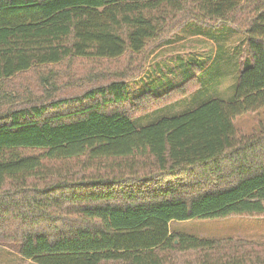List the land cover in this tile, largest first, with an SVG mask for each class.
I'll list each match as a JSON object with an SVG mask.
<instances>
[{
	"label": "trees",
	"instance_id": "16d2710c",
	"mask_svg": "<svg viewBox=\"0 0 264 264\" xmlns=\"http://www.w3.org/2000/svg\"><path fill=\"white\" fill-rule=\"evenodd\" d=\"M178 16L244 33L251 62L232 101L138 126L201 89L199 68L162 94L129 88ZM71 58L110 67L80 92L15 81ZM0 86V246L36 264H264V246L170 230L264 216V128L235 126L264 108V0H0Z\"/></svg>",
	"mask_w": 264,
	"mask_h": 264
},
{
	"label": "rangeland",
	"instance_id": "374dc122",
	"mask_svg": "<svg viewBox=\"0 0 264 264\" xmlns=\"http://www.w3.org/2000/svg\"><path fill=\"white\" fill-rule=\"evenodd\" d=\"M185 22L180 16L167 19L163 32L174 33L169 34L165 41L153 47L146 55L143 71L132 78L133 80L137 76L141 77L133 80L134 82L140 80L137 85L131 83V94L136 96L146 91H153L156 94L167 92L193 76L195 68L200 69L201 89L194 95L136 119L135 123L138 126L155 123L163 117L180 115L197 108L209 99L232 101L241 64L248 65L251 62L248 58L247 37L244 33L226 24L211 29L200 27L193 21ZM242 58L243 62H241ZM109 67V61L104 59L71 58L57 66L36 68L31 74L18 77L15 81L26 84L30 93L37 98L39 96L37 85L40 84V79L38 82L36 78L38 75L41 78L52 75L51 81L57 86L61 84V80L62 83L67 84L65 81L69 77L71 78L69 84L80 86L78 89L80 92L94 83L101 82L103 69ZM97 76L99 77L95 80ZM3 91L17 93L11 84H7ZM235 126L239 138L261 133L264 128V108L256 113H247L238 117ZM170 230L198 238L234 239L264 246V216L174 221L170 224ZM0 264L36 263L24 259L12 249L0 246Z\"/></svg>",
	"mask_w": 264,
	"mask_h": 264
},
{
	"label": "crops",
	"instance_id": "0c3cea01",
	"mask_svg": "<svg viewBox=\"0 0 264 264\" xmlns=\"http://www.w3.org/2000/svg\"><path fill=\"white\" fill-rule=\"evenodd\" d=\"M138 82H140V80H138V81H136V82H134V81L130 82V83H129V88H130V90H131V87H130V86L132 85L131 83H136V85H137Z\"/></svg>",
	"mask_w": 264,
	"mask_h": 264
}]
</instances>
